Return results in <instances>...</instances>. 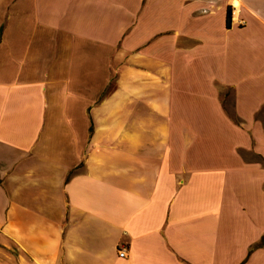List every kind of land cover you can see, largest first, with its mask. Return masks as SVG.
I'll list each match as a JSON object with an SVG mask.
<instances>
[{
    "label": "crops",
    "instance_id": "0c3cea01",
    "mask_svg": "<svg viewBox=\"0 0 264 264\" xmlns=\"http://www.w3.org/2000/svg\"><path fill=\"white\" fill-rule=\"evenodd\" d=\"M263 239L264 0H0V264H264Z\"/></svg>",
    "mask_w": 264,
    "mask_h": 264
},
{
    "label": "trees",
    "instance_id": "16d2710c",
    "mask_svg": "<svg viewBox=\"0 0 264 264\" xmlns=\"http://www.w3.org/2000/svg\"><path fill=\"white\" fill-rule=\"evenodd\" d=\"M231 20H232V16H231V13H230V11H229V13L227 14V27H230V25H231ZM262 242H264V239H263Z\"/></svg>",
    "mask_w": 264,
    "mask_h": 264
},
{
    "label": "built area",
    "instance_id": "2783aa9c",
    "mask_svg": "<svg viewBox=\"0 0 264 264\" xmlns=\"http://www.w3.org/2000/svg\"><path fill=\"white\" fill-rule=\"evenodd\" d=\"M124 255H125V254H124V251H122V252L120 253V256H121V257H124Z\"/></svg>",
    "mask_w": 264,
    "mask_h": 264
},
{
    "label": "rangeland",
    "instance_id": "374dc122",
    "mask_svg": "<svg viewBox=\"0 0 264 264\" xmlns=\"http://www.w3.org/2000/svg\"><path fill=\"white\" fill-rule=\"evenodd\" d=\"M232 41H238V39H235V40H234V39H232V40H231V42H232ZM95 50H96V49H95ZM95 50H94V51H95ZM67 54H68V53H67Z\"/></svg>",
    "mask_w": 264,
    "mask_h": 264
}]
</instances>
